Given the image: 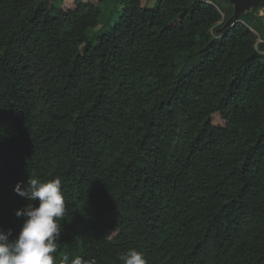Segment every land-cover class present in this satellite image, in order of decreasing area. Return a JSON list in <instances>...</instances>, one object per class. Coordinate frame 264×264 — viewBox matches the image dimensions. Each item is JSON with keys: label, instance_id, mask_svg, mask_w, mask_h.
<instances>
[{"label": "trees", "instance_id": "obj_1", "mask_svg": "<svg viewBox=\"0 0 264 264\" xmlns=\"http://www.w3.org/2000/svg\"><path fill=\"white\" fill-rule=\"evenodd\" d=\"M103 4L0 0V228L60 178L57 264H264V41L214 0Z\"/></svg>", "mask_w": 264, "mask_h": 264}, {"label": "clouds", "instance_id": "obj_2", "mask_svg": "<svg viewBox=\"0 0 264 264\" xmlns=\"http://www.w3.org/2000/svg\"><path fill=\"white\" fill-rule=\"evenodd\" d=\"M14 190L29 201H38V205L29 203L16 210V216L23 218V223L15 237L12 229L0 228V264H57L55 254L66 212L61 179L42 182L30 176L26 187L18 183ZM118 259L122 264H147L144 254L135 249L121 253ZM69 260L64 255L59 264H69ZM70 264H97V261L75 256Z\"/></svg>", "mask_w": 264, "mask_h": 264}, {"label": "rangeland", "instance_id": "obj_3", "mask_svg": "<svg viewBox=\"0 0 264 264\" xmlns=\"http://www.w3.org/2000/svg\"><path fill=\"white\" fill-rule=\"evenodd\" d=\"M56 1L60 0H48L49 4L56 3ZM62 5L65 8L73 7L75 5L76 0H61ZM91 3H99L100 0H84ZM155 0H143L144 4L146 5H153ZM217 2L220 7L223 10V16H226V13L228 14L229 11H233L234 5L230 3L228 0H214ZM104 2L102 6L103 16H106L111 13V11L115 8L116 5H113L115 0H102ZM246 17H242V20L248 21L250 27L253 29V31L257 34V46L258 50H261L259 47V43L261 41H264V4L260 5L257 9H253L251 6L249 9L245 11ZM100 27V26H98ZM225 28V24H219L217 28L214 30V33H220ZM263 52V51H262ZM214 121L216 123H224V120L222 119L221 115L219 113L214 114ZM116 217V213H109L107 216L108 220H113ZM117 228H114L111 230V236L113 237L116 232Z\"/></svg>", "mask_w": 264, "mask_h": 264}, {"label": "water", "instance_id": "obj_4", "mask_svg": "<svg viewBox=\"0 0 264 264\" xmlns=\"http://www.w3.org/2000/svg\"><path fill=\"white\" fill-rule=\"evenodd\" d=\"M230 3L234 5V13L232 16L228 18L225 23V26L228 24H234L237 21L238 17L244 13L251 6L259 4L260 2H264V0H228Z\"/></svg>", "mask_w": 264, "mask_h": 264}, {"label": "flooded vegetation", "instance_id": "obj_5", "mask_svg": "<svg viewBox=\"0 0 264 264\" xmlns=\"http://www.w3.org/2000/svg\"><path fill=\"white\" fill-rule=\"evenodd\" d=\"M260 3H264V2H260ZM260 3H259V4H260ZM259 4H257V5H259Z\"/></svg>", "mask_w": 264, "mask_h": 264}]
</instances>
